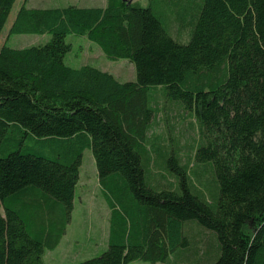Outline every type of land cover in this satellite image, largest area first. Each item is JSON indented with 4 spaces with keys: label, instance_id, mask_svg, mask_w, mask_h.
<instances>
[{
    "label": "trees",
    "instance_id": "obj_1",
    "mask_svg": "<svg viewBox=\"0 0 264 264\" xmlns=\"http://www.w3.org/2000/svg\"><path fill=\"white\" fill-rule=\"evenodd\" d=\"M16 1L0 0V36ZM128 1L41 9L24 0L16 13L10 35L51 38L0 48V264H45L70 222L87 148L113 212L108 248L74 264H178L170 255L187 246L193 221L218 238V258L194 264H264V0H203L188 43ZM69 35L130 60L136 79L69 66ZM158 88L196 118L194 166L212 163L209 197L177 158L166 185L143 163Z\"/></svg>",
    "mask_w": 264,
    "mask_h": 264
},
{
    "label": "rangeland",
    "instance_id": "obj_2",
    "mask_svg": "<svg viewBox=\"0 0 264 264\" xmlns=\"http://www.w3.org/2000/svg\"><path fill=\"white\" fill-rule=\"evenodd\" d=\"M144 7H150L164 23L170 34L181 43H188L192 35V26L199 15L203 0H134ZM76 0H30L28 8H41L73 3ZM99 3L101 1H98ZM24 0H17L0 36V48L7 44L12 48L46 43L50 34H9L10 27L17 11ZM36 4V6H35ZM67 42L72 50L66 55L65 62L75 68L92 65L112 73L118 81H134L136 69L128 59H109L100 46L87 38L69 35ZM155 113L146 139L141 145L145 151L143 163L147 162L148 172L159 179L163 185L173 183L169 175L168 159L175 157L180 165H188L191 171L199 174L195 182L208 197L214 190V174L212 163H200L194 166L196 148L202 143L200 127L196 118L186 113L178 100H171L165 91L158 88L153 92ZM31 142V140H27ZM45 149V153H47ZM149 159V161H147ZM81 180L76 186L74 208L70 214L68 234L62 244L54 249L46 248L45 264H74L101 255L109 246L110 217L113 210L107 202V194L98 178L96 163L91 149L82 154ZM165 167V168H164ZM215 192V191H214ZM116 210L123 211V205L116 200ZM187 246L177 248L170 255L178 264H194L213 262L218 258V238L215 232L201 226L197 222H189L184 227ZM128 264H169L165 262L151 263L134 260Z\"/></svg>",
    "mask_w": 264,
    "mask_h": 264
},
{
    "label": "crops",
    "instance_id": "obj_3",
    "mask_svg": "<svg viewBox=\"0 0 264 264\" xmlns=\"http://www.w3.org/2000/svg\"><path fill=\"white\" fill-rule=\"evenodd\" d=\"M98 1H101L100 3L98 2ZM30 2V0H28V2H27V4ZM69 5H75V6H78V7H105L106 5H107V0H76V2H73V3H66V4H64V5H55V6H52V8L53 7H66V6H69ZM35 6H36V4H35ZM36 8H39V7H37L36 6ZM44 8H46V7H44V6H42L41 7V9H44ZM47 8H49V7H47ZM28 47V46H27ZM67 64V63H66ZM70 66V65H69ZM71 67H73V66H71ZM81 167H82V165L80 166V173H79V181H78V183L80 182V180H81ZM78 183H77V185H78ZM70 222H71V220H70ZM69 222V223H70ZM69 223L66 225V230H65V233H64V235L62 236V238L60 239V242H59V244L57 245V247L58 246H60L61 244H62V242H63V240L66 238V236H67V234H68V230H67V228H68V226H69ZM56 247V248H57ZM45 256H46V251H45V253H44V256H43V259L45 260Z\"/></svg>",
    "mask_w": 264,
    "mask_h": 264
},
{
    "label": "water",
    "instance_id": "obj_4",
    "mask_svg": "<svg viewBox=\"0 0 264 264\" xmlns=\"http://www.w3.org/2000/svg\"><path fill=\"white\" fill-rule=\"evenodd\" d=\"M123 1H128V0H123ZM129 3L131 2V0L128 1Z\"/></svg>",
    "mask_w": 264,
    "mask_h": 264
}]
</instances>
